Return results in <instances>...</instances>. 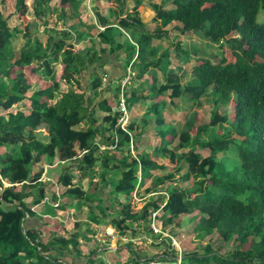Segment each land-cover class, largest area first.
Instances as JSON below:
<instances>
[{
    "label": "trees",
    "instance_id": "trees-1",
    "mask_svg": "<svg viewBox=\"0 0 264 264\" xmlns=\"http://www.w3.org/2000/svg\"><path fill=\"white\" fill-rule=\"evenodd\" d=\"M52 1L33 0L39 18L58 11L51 30L49 21H44L50 31L47 41L40 37L33 41L29 31L18 55L12 52V45L21 30L10 23L16 12L8 11L4 2L0 4V264H62L67 254L82 255L80 238L89 243L96 235L86 223L81 230L79 223H75L76 230H70L56 218L55 222L48 218L51 229L48 227L47 241L46 223L26 228L27 214H32V206L41 203L47 192L45 183L40 182L41 172L31 177L29 165L45 157L50 165L59 158L65 166L58 185L72 202L59 204L61 209L71 204L81 211L88 206V220L94 224L132 236L139 232L130 229L147 224L158 238L160 234L154 233L150 222L153 212L165 203L157 219L162 230L171 235L164 244L169 240L174 247L176 226L186 215L199 211L200 223L192 229L209 242L201 255L191 251L182 254L180 264H264V18L260 19L264 0H133L136 6L145 4L154 10V28L137 16V10L136 14L128 11L125 0H114L116 6H110L108 13L103 11L101 0H93V24L82 18L87 9L84 0H59L57 7ZM169 1L172 8L166 6ZM24 2L17 0L16 10ZM59 21L64 26L61 29ZM171 25L181 34L194 33L210 42L227 44L235 60L225 54L214 60L196 53L192 78L185 80L188 70L180 61L183 42L171 47L161 42ZM77 42L81 43L78 48ZM186 53L183 61L189 62L192 55ZM112 55L122 61L123 69L117 65L122 75L109 77L107 90L112 93L106 96L103 88L111 71L104 67ZM57 63L63 65L60 79L69 85L66 91L59 90ZM26 66H31L44 85L33 88ZM129 68L136 71L131 81L140 84H130L128 91L121 80ZM91 69L93 76L83 87V74ZM47 80L52 82L46 85ZM123 90L129 110L145 107V113L131 116L128 124L135 156L129 152L130 134L118 124L121 113L114 109ZM233 93L231 122L227 104ZM208 95L214 101L212 116L203 122L194 104L202 105ZM25 100L28 109H14ZM180 100L191 103L184 108ZM169 105L179 111L184 108V120L168 121ZM96 106L103 111L101 116L96 115ZM41 127H45L46 141L39 137ZM201 148L209 153L203 154ZM75 149L79 158L69 155ZM104 150L105 156H100ZM226 152L238 156L234 166L225 162L227 156L222 155ZM99 161L103 165L101 182L117 194L106 206L99 191L91 187ZM166 161L172 163L171 168ZM115 162L119 164L111 166ZM115 176L110 185L109 179ZM86 177L91 179L88 187L83 183ZM4 180L10 185L4 186ZM50 194L58 201L55 188L52 193L48 189ZM137 195L143 206L134 210ZM98 196L102 209L98 208ZM60 224L64 232L58 230ZM127 225L129 230H125ZM221 243L224 245L218 248ZM227 244L234 250L225 256L221 252L227 250ZM98 248L92 247L87 264L104 263L103 258H95ZM196 257L198 262L193 261Z\"/></svg>",
    "mask_w": 264,
    "mask_h": 264
},
{
    "label": "rangeland",
    "instance_id": "rangeland-1",
    "mask_svg": "<svg viewBox=\"0 0 264 264\" xmlns=\"http://www.w3.org/2000/svg\"><path fill=\"white\" fill-rule=\"evenodd\" d=\"M16 1L17 0H4V1L0 0V4H2L4 2V5L9 8L8 11L16 12L15 14H16L17 18L14 16L15 18H12L10 23L13 27L16 26L18 29L21 30L19 35L13 39V45H12V52L18 55L22 46L26 43V41L29 37V35H28L29 31H31L30 34L32 35L33 41L37 37H40V39L44 43L47 41L48 36L50 34V31L48 32V23L46 26L44 21H46V20L49 21V24H50L49 30H51L54 26V19L56 17H58V11L56 9V11H54V12H51V13L47 12L42 18H39L35 14V11L33 8V6H34L33 0H25V2L21 5V7L18 10H16ZM58 1L59 0H53L51 2V5L53 7H57L56 4L58 3ZM153 1H156L158 3L164 2V0H153ZM101 2L104 5L103 11L105 13L109 12L108 9L110 6H114V7L116 6V3L114 2V0H110L107 3L105 2V0H101ZM125 2H126V8L128 11L130 10V12L133 11L135 13V10H137L136 11L137 16H139L141 18V20L146 22L150 26V28H152V27L154 28V26L157 24L156 19H155L154 10H152L151 8H149L145 4L140 5V6H136L133 0H125ZM146 2H148V1H146ZM83 4H84V6H86L87 9H84L82 11V13H81L82 18L84 20H86L88 23L93 24L96 21V15H95L94 11L92 10L93 5H94L93 0H84ZM166 6L169 8H172L173 4L171 1H169L166 4ZM263 18H264V12L262 11V13L260 14V19L263 20ZM77 19H78V17H77ZM63 27L64 26H63L62 22L59 21L58 28L61 29ZM172 27H173V25L167 27V30H168L167 36H164L161 38V42L165 47L176 46V43H179L181 41V42H183V44L185 46V50L187 52H190V54L192 55L191 59L193 57H196V56H198V57L203 56V57H209L211 59L217 60V59L221 58V56L223 54H225L229 60H231V61L235 60V57L232 54L231 49L227 46V44H225V43H223V44L213 43V42H210L209 40L199 36L198 34H194V33H191L190 35L181 34L178 30H174ZM80 45H81V43L77 42L76 48H78ZM185 50L182 52V58L180 61L184 63V65H183L184 68L186 70H188L187 75L185 77V80H190L192 78L191 67L195 61H194V59L190 60L189 62L183 61V59H187V56H188V54L186 53ZM196 53H198V54L195 56ZM199 54H201V55H199ZM111 58H112V61L110 63H107L104 67V69L110 70L112 72V74L110 72V75L107 76L105 79L106 83H105L104 88H103V91H104L103 94L106 96L110 95L112 93L111 90H107V88L109 87V85H108L109 84L108 83L109 77L116 78L115 72H114L115 71L114 64H117L120 66V68H122V61L121 60L116 59L115 55H112ZM110 66H112L113 69ZM62 71H63V65L61 63H57L56 64V79L60 80V83H59L60 89L59 90L61 91V89L64 88V91H66L67 88H69V85L67 84L66 80L60 79ZM121 71H122L121 69H116V75H119V72H121ZM25 72L28 74V77H30V81L32 83H34V86H33L34 89L41 87V85L43 83V79L39 80V75L32 72L31 66H26ZM92 72H93V69H91L89 72L88 71L84 72L83 79H82L83 87H86L88 82L91 80V78L93 76ZM135 74H136V71L132 72V70H131V74H130L131 77L134 76ZM159 78L161 79L162 82H164V77L162 76V74L159 76ZM48 81L52 82L51 80H47L46 85L49 84ZM11 82L12 81H10V83ZM130 84L131 85L134 84V87H136V86H139L140 81L135 82L134 80L131 81V79H130L128 81L127 85L125 86V88L128 91L130 88ZM43 85H44V83H43ZM114 85L115 84L111 85V89L114 88ZM234 93L232 95L233 98L232 99L230 98L231 100L227 104V110L231 111L229 113L231 122L234 120V115L232 114L234 112V109H233L234 107H232V104L234 103V100L236 98ZM165 99L170 100L168 96H166ZM223 101H225V100L223 99ZM24 102H25V104L24 103L16 104L14 109H16V108H21L23 110L26 108L28 109V107H29L28 101L25 100ZM202 102H203L202 105H199L197 103L194 104L195 110H198L199 117H200L201 121L208 122L212 116V110H213V103L212 102H214L213 97L211 95L210 96L208 95V97H205L202 100ZM190 103L191 102H189V101L180 100V104L182 106H184V108L189 106ZM140 106L141 105L135 106L132 110H129V116H130L129 119L132 118L131 116L142 115L143 113H145V107L141 106L142 107L141 108ZM194 106H193V108H194ZM96 108H97V114L96 115L101 116L103 114V111L100 110L97 106H96ZM184 108L179 111V110L175 109L173 105H169L167 107V113H166L167 118L166 119L168 121H171V122H176L177 120H181V121L184 120V118L187 114L183 111ZM223 108H224V106H222V108H219L220 112L223 111ZM231 114H232V117H231ZM215 120H217V119H215ZM130 121H131V119H130ZM153 124H151V126ZM225 127H223L221 130H223ZM219 128H221V126H219ZM150 130H151V128L148 131H150ZM38 133H39V137L41 140L46 141L48 139L45 127H41V131H39ZM142 140H143V138H142ZM104 148H105V146H104ZM233 148H234V146H233ZM0 150H1V148H0ZM201 150L203 151V154L209 153L208 149L201 148ZM129 152L132 154V156H135L137 153L135 148L133 151L131 149ZM229 152H231V151H229ZM69 155H71V157H73V158H79V152L76 149H75V151H71ZM100 156H105V150L100 153ZM222 156H227L225 158V162L229 166H234L237 162V158H238L237 155L235 156L234 154H230V153L226 152V154H224ZM57 162H58V164H56L54 166H62L61 165L62 163L60 162L59 158H57L55 160V163H57ZM67 163L68 162H66V164ZM101 163H102V161H99V163L96 165L97 168L95 169V175L91 177L93 180V184L91 185V187H92L93 191L96 189L98 191H100L101 196L104 199H107V196H109L112 192V198L110 199V201H114L115 197L117 196L116 192H114V190H111V192H110V187H106L101 182V178L99 175V174H101V170H102L101 166H103ZM115 163L116 164H113L111 166H115V165L119 164L117 162H115ZM166 163L168 164V166H169V164H170V166L172 165V163H170L169 161H166ZM29 166H30L31 171H32L33 166H50V164H48V159L45 157L44 159H40V160L35 159V161L33 163H31ZM110 172H113V171L111 170ZM32 173H33V171H32ZM32 176L33 175H31V177ZM116 178L117 177L115 176L114 178L109 179L110 185H112V183H113L112 181L115 180ZM177 178H178V176H177ZM78 179H79V176H78ZM88 179H90V178L86 177V179L83 182L85 187H88L90 184L91 179H90V181H88ZM3 185L8 186V184H3ZM2 190H3V187H0V197L3 196ZM168 198H169V195H167L166 199H168ZM100 200H101V197L98 196L97 201L99 203H100ZM110 201H105V202L107 204H110ZM50 205H52L50 200H49V204L47 203L46 200H44V202L41 204L40 208L42 211H46V210L50 209ZM102 205L106 206L105 203ZM164 205H165V203H164ZM164 205H162L159 210H156L158 212L157 216L162 214V212L164 210L163 209ZM133 206H134V210L139 209L143 206V202L141 201V198L139 195H137L136 198H133ZM98 208L102 209L101 203H100V206ZM53 209H54V207H53ZM84 210H86V209H84V206H83L81 211L75 209L74 213H68L69 215L66 216V217H68L66 219H67V224H69L68 227L70 230H76L75 223L80 224L79 226H77V228L80 230L84 227L85 223H89L90 225H92L91 221H89V220L87 221V215L85 216V219H84V215H83L84 214L83 212H86L85 214H88L89 210H86V211H84ZM200 216H201V213L199 211H194L193 213L186 215L183 218L179 227L176 226L175 229L177 231V234L175 236H176V240L178 241V245L173 243L175 245V247L171 244V242L169 243V240L166 241V244H164V242H163V240L169 236L168 235L169 231H166L165 232L166 234H163L162 236L158 235L159 237L156 238L150 233L148 228H146V227H149L147 224L145 225V227H141L143 229H141V228L138 229L137 226H135L136 229H134V228L130 229L129 225L126 226L125 230L130 229V230L136 231V232L138 230L139 233L135 234V236L133 235L134 238H132L133 236L128 234V233L123 235L119 229L117 230V229H111L110 227H108V228L103 227V229H101L100 233L96 234V236L92 235L89 238V243L88 242L83 243V239L80 238V243H81V245H80L81 249L80 250L83 251L81 256H85V259H88L87 256H88V253L90 252V250L92 249V247L97 248V246H98L99 247L98 249H100L101 248L100 247L101 242H103V246H107V244H113V246H120L122 244H128L130 247L132 246L131 247L132 250L140 253L139 257L142 258L143 260L138 261L139 263L155 264L152 262L147 263V259L151 258L152 260H150V261H155V262H157V260L161 261L163 259V261L159 262L158 264H180L183 255H185V253L187 251H191L194 254L198 253L201 255L204 253V245H206L209 242L208 239H203V240L200 239L197 236V231L195 229H192L194 226H196V225L198 226V224L200 223L199 222ZM179 220L180 219H178L177 221H179ZM50 222H54V220L50 219ZM62 222H64V221H62ZM157 223L163 229L162 222H160L159 219H157ZM150 235H152V237ZM98 238H100V239H98ZM221 245L223 246L224 244L221 243V244L217 245V247L218 246L220 247ZM247 247H249V244L245 248H247ZM172 248H175V249L171 250ZM226 248H227V250L226 251L222 250L221 253L225 256H228L229 251L233 252L234 248L231 246V244H227ZM107 250L108 249H106L105 251H107ZM99 252L100 251L98 250L97 255L99 254ZM131 253H133V251H131ZM103 254H106V253L103 252ZM195 259H196V262L199 261V257L194 258L193 261ZM112 260H116L118 262H121L120 264H139V263H136L132 259V257H128V256L125 259H122L120 257L117 258V256L113 255ZM173 260H175V261H173ZM108 264H113V263L109 262ZM205 264H214V262H209V263H205Z\"/></svg>",
    "mask_w": 264,
    "mask_h": 264
},
{
    "label": "crops",
    "instance_id": "crops-1",
    "mask_svg": "<svg viewBox=\"0 0 264 264\" xmlns=\"http://www.w3.org/2000/svg\"><path fill=\"white\" fill-rule=\"evenodd\" d=\"M114 68H115V77H119L122 75V72H119V75H116V69H118L117 64H114ZM113 69V67H112ZM22 103V102H21ZM18 108H16L17 110ZM61 163H63V161H60ZM58 164L55 163L54 165ZM54 165H50V166H33L32 168V175H36L37 173L41 172L40 175V182L45 183L46 186V197L44 200L47 201V203L49 204V200L51 202L52 205H50V209L46 210V211H42L41 210V204L44 202V200L36 205L32 206V214H27L26 216V220H25V226L27 229H35V228H39L43 223H46V227H45V240H48V235L50 233H48V218H51L54 220L59 219L61 222L64 221L63 223H67V219L69 214L68 213H74L75 212V207L72 206L71 204L67 205V207L65 209H61V205L63 204V202L68 201L69 203L72 202V200L68 197L63 195L65 190L60 188L58 185V179L59 176L62 174L63 169L65 166H54ZM51 181V182H50ZM4 184H10L8 183L6 180H4ZM56 185V186H55ZM104 185V184H103ZM52 186V187H51ZM54 188L57 190V194H58V201H54L53 197H51L52 195L50 194L48 196V189L50 190V192H54ZM93 191V189H92ZM94 191H97L94 190ZM99 194L101 195V192L99 191ZM98 194V195H99ZM99 195V196H100ZM111 194L109 196H107V199H104L105 201H110L109 199L111 198ZM103 198V197H102ZM49 199V200H48ZM29 200H32V198H30ZM106 205L107 203L104 202ZM111 203V201H110ZM59 204L60 207H57ZM54 209H53V207ZM86 210L88 209V206H86L85 208ZM84 210V211H86ZM65 213V214H64ZM84 214V219L85 216L87 215V221H88V214H85L86 212H83ZM56 218V219H54ZM83 219V220H84ZM88 226H91V228H93L96 232V234L101 232V229H103L104 226L99 225V224H94L92 223V225H90L89 223H86ZM69 224H67L68 227ZM111 229H115L113 227H110ZM141 227H138V229ZM51 228L49 227V230ZM69 229V227H68ZM143 229V228H141ZM58 230L60 232H64L63 226L60 224ZM138 231V230H137ZM111 233V232H110ZM125 235V234H123ZM96 236V235H95ZM152 237V235H150ZM100 239V238H98ZM105 245V244H104ZM82 247V246H81ZM100 249H99V254L96 255L97 258H103L104 259V263L103 264H108L109 262L113 263V264H120L121 262H118L116 260H112V256L115 255L122 259H125L127 256L128 257H132V259L136 262L139 263L138 261L143 260L142 258H140L138 255H140L139 252H136L134 250H132V246L130 247L128 244H122L120 246H113V244H107V246H103V242L100 243ZM83 248V247H82ZM127 250H126V249ZM106 249H108L107 251H105ZM102 250V251H101ZM131 251H133V253H131ZM106 253V254H103ZM56 253V252H54ZM133 254V255H132ZM95 257V258H96ZM87 260L85 259V256H78L75 252L71 253V254H67L62 258V264H87ZM118 262V263H117ZM149 263V262H148ZM152 263L157 264V262L152 261ZM142 264V263H139Z\"/></svg>",
    "mask_w": 264,
    "mask_h": 264
},
{
    "label": "built area",
    "instance_id": "built-area-1",
    "mask_svg": "<svg viewBox=\"0 0 264 264\" xmlns=\"http://www.w3.org/2000/svg\"><path fill=\"white\" fill-rule=\"evenodd\" d=\"M130 74H131V70L129 68L128 74L126 75V77L124 79L121 80V84H122L123 88H125L128 81L130 79H132ZM114 109L121 113V117L118 120V122H119L118 124H119L120 128H122L123 130L127 131L130 134V139H131V145H130L131 147L130 148L133 151L135 141H134L133 134L128 130V124L130 122V119H129L130 116H129V109H128V106H127V103H126V100L124 97V90L121 93L119 104L117 106H115ZM157 213H158L157 211L153 212V217H152V220L150 222V227L153 229L154 233L160 234L162 236L163 234H166V233L162 230V228L157 223ZM169 236H171V235H169ZM172 240H173L174 244L178 245V241L176 240L175 237L172 236Z\"/></svg>",
    "mask_w": 264,
    "mask_h": 264
}]
</instances>
